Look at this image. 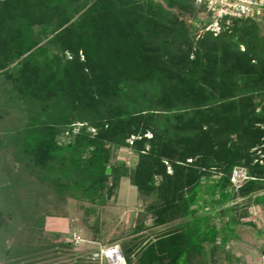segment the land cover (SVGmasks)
Wrapping results in <instances>:
<instances>
[{"label":"trees","instance_id":"trees-1","mask_svg":"<svg viewBox=\"0 0 264 264\" xmlns=\"http://www.w3.org/2000/svg\"><path fill=\"white\" fill-rule=\"evenodd\" d=\"M213 22L197 0H0V167L19 168L9 188L104 206L129 179L154 226L183 222L121 247L126 264L135 252L136 264H205L206 245L225 246L240 223L218 209L264 191V16L223 19L219 34ZM56 246L74 243L30 252Z\"/></svg>","mask_w":264,"mask_h":264},{"label":"rangeland","instance_id":"rangeland-1","mask_svg":"<svg viewBox=\"0 0 264 264\" xmlns=\"http://www.w3.org/2000/svg\"><path fill=\"white\" fill-rule=\"evenodd\" d=\"M62 140L67 141L68 136ZM117 159L131 169L138 161L137 156L127 149L120 150ZM18 170L12 160L9 168L0 167V210L7 223L0 229V264H89L88 258L102 247L114 244L128 247L141 242L143 246L183 222L154 226L153 215L146 213L151 200L141 199L129 179H123L116 194L100 206L73 198L66 201L48 198L35 185H24L23 182L10 189L8 174ZM238 182L236 185L240 186L242 182ZM257 196H264V191L250 199L239 198L218 209L235 207L233 214L240 223L232 226L236 236L229 238L225 246L213 252V247L206 245L205 264H264V202L255 204ZM42 216L45 217L42 234L31 233L34 221ZM223 220L226 223L228 218ZM216 221L221 225L220 218ZM142 222L147 229L135 233ZM75 235L80 241L73 248L56 246L42 253L30 252L38 245L50 247L70 243ZM96 238H99L98 243ZM132 258L136 264V252Z\"/></svg>","mask_w":264,"mask_h":264},{"label":"built area","instance_id":"built-area-1","mask_svg":"<svg viewBox=\"0 0 264 264\" xmlns=\"http://www.w3.org/2000/svg\"><path fill=\"white\" fill-rule=\"evenodd\" d=\"M199 4H205L212 13L214 22L207 30L219 34L220 23L223 19H250L264 16V0H197ZM247 170L236 168L233 172L232 182H244L248 180ZM238 182V183H239ZM80 241L77 235L73 237V243L77 245ZM89 264H126L121 246L118 244L105 246L88 258Z\"/></svg>","mask_w":264,"mask_h":264},{"label":"water","instance_id":"water-1","mask_svg":"<svg viewBox=\"0 0 264 264\" xmlns=\"http://www.w3.org/2000/svg\"><path fill=\"white\" fill-rule=\"evenodd\" d=\"M111 172H112L111 168H110V167H109V168H107V174H108V175H110V174H111Z\"/></svg>","mask_w":264,"mask_h":264}]
</instances>
